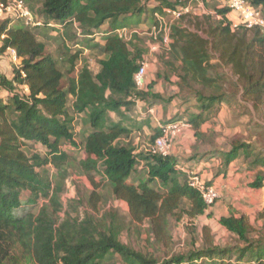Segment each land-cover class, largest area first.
I'll use <instances>...</instances> for the list:
<instances>
[{
	"label": "trees",
	"instance_id": "1",
	"mask_svg": "<svg viewBox=\"0 0 264 264\" xmlns=\"http://www.w3.org/2000/svg\"><path fill=\"white\" fill-rule=\"evenodd\" d=\"M19 1L41 26L14 18L0 21V56L13 50L21 60L12 80L0 74V264H103L114 256L124 264H264V227L257 233L245 216L220 219L233 236L231 243L217 245L206 227L200 247L160 260L122 242L116 214L97 215L100 198L95 191L108 186L114 199L129 208L131 219L139 224L149 221L153 240L165 245L171 241L172 220L193 223L208 211L201 195L189 186L187 173L177 169L178 160L152 154L150 146L136 153L126 142L136 127L130 118L136 103L143 102L149 111L163 97L152 92V84L146 90L136 86L134 76L144 60L145 43L137 34L131 41L120 38L118 31L131 25L119 23L135 16L140 22L152 2L158 4L154 14L175 5L167 0H42L38 15L28 2ZM211 1L200 0L207 10ZM246 1L264 16V0ZM180 4L187 5L182 0ZM230 13L224 6L216 13L221 17L217 21L203 11L184 16L171 28L169 51L159 54L179 79L176 96L186 102L193 98L199 105L200 112L188 121L198 141L202 125L221 104L241 95L255 109L264 105V34L259 29L233 30ZM53 32L61 46L50 53ZM73 46L79 48L75 53ZM85 49L104 56L97 73L86 65L77 67ZM60 62L69 66L66 72ZM226 69L237 78L232 92ZM79 116L90 126L81 144L74 129ZM178 121L172 119L164 127ZM164 127L152 131L151 146L163 136ZM38 145L46 149L44 156L26 151ZM69 150L82 153L80 168L95 191L89 212L60 220L59 193L38 170L60 168L70 160ZM242 150L246 156L254 152L251 145L239 143L225 155V162L236 160ZM261 156L258 153L255 161L264 163ZM252 188H264V176ZM25 192L31 194L27 201L22 199ZM41 198L49 203L36 213ZM258 220L264 221V209Z\"/></svg>",
	"mask_w": 264,
	"mask_h": 264
},
{
	"label": "crops",
	"instance_id": "2",
	"mask_svg": "<svg viewBox=\"0 0 264 264\" xmlns=\"http://www.w3.org/2000/svg\"><path fill=\"white\" fill-rule=\"evenodd\" d=\"M156 4L153 6L154 9L158 7ZM200 7L203 12L214 14L207 8H203V4ZM228 18L232 21L237 20L236 15L232 12ZM217 19L220 18L217 17ZM143 24L145 25L141 21L138 22V25H131L128 29L144 30ZM146 34L142 32V35L146 36ZM96 38L97 41H101V35H97ZM102 57L104 59V56ZM143 59L148 63V85L152 84V92L161 95L163 101L167 103L164 106L161 104L162 101L149 111L143 102L136 103V111L130 116L134 120L131 122L136 127L126 141L131 142L132 146L136 148V153L146 150L151 145L148 139L151 136V131L161 129L167 122L176 118L188 122L193 114L200 112L195 99L192 98L186 102L176 96L179 93V79L169 72L158 55L151 54L146 48ZM164 70H167V76L164 75ZM169 99L172 100L169 101ZM234 101L238 103V107L233 103ZM247 104L241 100V95L231 100L230 103L221 104L202 125L203 137L199 141L190 125V128L184 130L173 140L172 156L184 169L200 173L217 188L220 198L207 213H211L219 219L228 217L230 214H234L236 217L245 216L253 226L258 225L261 230L264 227V221L258 220V215L264 209V188L256 190L252 188V184L259 176H264V163L255 161L258 153H264V148L260 147L262 143L258 140V136H252V133L262 130L264 133V115L258 116L253 110V103ZM241 105L249 106L246 113L241 110L243 107ZM115 119L117 120L116 117ZM239 143L251 145L254 152H250L249 156H246L242 150L240 157L226 163L225 155ZM260 158H264V155Z\"/></svg>",
	"mask_w": 264,
	"mask_h": 264
},
{
	"label": "rangeland",
	"instance_id": "3",
	"mask_svg": "<svg viewBox=\"0 0 264 264\" xmlns=\"http://www.w3.org/2000/svg\"><path fill=\"white\" fill-rule=\"evenodd\" d=\"M19 1V0H18ZM28 2L30 8L39 15V11L41 9L42 0H24ZM169 3L175 5V7L181 6L180 0H167ZM183 2L189 3V0H182ZM13 2L14 0H8V3ZM12 4V3H11ZM156 3H151L152 6H149L146 11L144 12L140 22L142 21L145 23L144 30H139V28L128 29L129 31L136 30L140 32V36L138 35L139 39L143 40L146 48L148 50L149 44L148 36L142 35V32L147 33L149 29L152 27L151 24L154 22V13L153 9ZM157 5V4H156ZM193 14H201L202 7L200 4L193 3ZM224 7L223 0H213L209 3L208 11L214 14V20L217 19V11L221 10ZM17 13L5 11L0 14V21L6 19H13ZM36 17L33 16V19ZM140 19L139 16H135L128 21L121 20L119 24L122 26L126 24L130 25H138V20ZM17 20V19H15ZM188 25L187 21L185 22ZM14 25V23H13ZM17 25V23L15 24ZM41 29V28H40ZM69 34L72 36L73 31L70 28ZM57 33H52V39L48 43V52H55V50L60 48L61 41L59 40ZM42 38V37H40ZM1 46V44H0ZM79 48H75L73 46L71 52L75 53L78 51ZM89 49H85L82 51L79 57L77 67L80 69L84 65L88 66L93 73H97L99 70V62L103 59V57L99 54V50L88 51ZM63 53V51H62ZM158 53L156 55L160 56ZM73 55V54H72ZM57 58L60 60L62 59V55L59 56V53L56 55ZM21 64V60L18 62H14L12 58L11 51H8L4 56H0V74L5 76L6 78L12 80L14 75L15 66H19ZM68 65H65L63 62H60V68L63 72H66L68 69ZM77 73V72H76ZM76 73L74 75L76 76ZM152 74V73H151ZM167 70H164V75L167 76ZM225 74L227 76L228 81V88L229 91H233V86L231 83H235L237 78L234 77L232 72L228 69L225 70ZM153 76V75H151ZM240 96V95H239ZM236 99V98H235ZM166 101H163L161 104L164 106L166 105ZM235 105L238 107V103L234 101ZM251 103H248L249 105ZM241 105L242 111H248L249 106ZM256 114L264 115V105L259 107L258 109H253ZM246 115V114H245ZM75 134L77 135V142L81 144L86 135L90 132V126L87 123L86 119L83 116H79L77 121L74 124ZM263 131V130H262ZM262 131H254L252 136H258V140L261 141V148H264V133ZM152 132V131H151ZM261 132V133H260ZM259 133V134H258ZM152 136V133H151ZM151 136H149V140H151ZM138 137V136H137ZM151 143V141H149ZM151 146V145H150ZM26 151L29 154L33 153H40L41 155H45L46 149L38 145L37 147L29 146L26 148ZM70 160L66 163L61 165L60 168H55L54 166H48L43 170H38L45 175L52 183V187L55 191L59 193V199L62 203V211L58 214L60 220L66 218L67 214H71L73 217H80L83 216L86 212L90 211L89 208V198L92 193L95 191L93 184L89 180L85 174H83L80 168V157L81 152L78 150H69ZM264 155V153H261ZM45 170V172H44ZM43 171V172H42ZM99 181V180H98ZM100 198V202L97 207V215L99 217L105 215L106 213L113 212L117 216V220L119 225L122 228V235L121 240L124 244L128 245L129 247L135 249L138 252L142 253H150L155 255L160 260H166L177 253H185L193 246L200 247L204 242V228H208L211 233V237L213 241L217 245H227L233 241V236L228 233V231L220 224L219 217H214L211 213H207L206 216H203L201 219L190 222L187 219H183L180 222H176L172 220L170 225V235L171 241L168 244H160L157 245L156 242L153 240V235L150 228L149 221H145L142 224L134 222L129 214V208L126 204L119 202L114 199L111 194L110 188L108 186L100 187L98 190L95 191ZM30 193L25 192L22 195L23 201H27L30 198ZM49 200L41 198L37 205L34 208V212H38L39 209L44 206L48 205ZM210 214V215H209ZM254 227H259L255 225ZM257 233L260 231V227L256 228ZM31 264V263H30ZM103 264H124L123 261L118 257L114 256L110 259L104 261Z\"/></svg>",
	"mask_w": 264,
	"mask_h": 264
},
{
	"label": "built area",
	"instance_id": "4",
	"mask_svg": "<svg viewBox=\"0 0 264 264\" xmlns=\"http://www.w3.org/2000/svg\"><path fill=\"white\" fill-rule=\"evenodd\" d=\"M145 1V0H142ZM12 3V4H11ZM202 2L200 0H189L186 6H179L176 8H164L163 13H155L157 25L152 26L147 32L146 36L150 40L148 43V51L151 54H158L169 51L171 44V28L180 21L184 16L192 14L194 12L192 4ZM225 6L230 9L237 17L236 21H232V29L239 30L241 28L252 30L259 29L264 34V16L260 9L253 8L246 0H228L225 2ZM9 11L15 12L17 15L14 19H22L26 25L41 26L40 23H36L33 19V15L29 8L22 1L14 0L13 2L5 4L0 3V14ZM220 19L221 17L218 16ZM139 32L137 30L129 31L128 29H122L118 31L120 38L131 41L133 36ZM12 53L14 62H18L15 51L9 50ZM148 75V63L143 60L138 72L134 76V82L138 89L146 90ZM2 88L0 85V95ZM152 112V111H151ZM190 124L186 121H178L174 124H170L164 127L163 136L158 138L155 143L148 148V151L152 154H159L162 156H172V148L174 139L181 134L187 128H190ZM177 169L187 173L188 184L191 188L195 189L205 202L207 209H211L219 200V192L217 188L210 184L200 173H196L193 170H186L182 166L178 165Z\"/></svg>",
	"mask_w": 264,
	"mask_h": 264
}]
</instances>
